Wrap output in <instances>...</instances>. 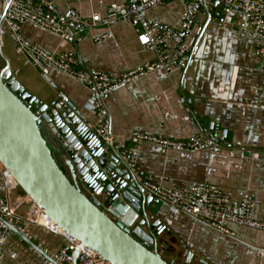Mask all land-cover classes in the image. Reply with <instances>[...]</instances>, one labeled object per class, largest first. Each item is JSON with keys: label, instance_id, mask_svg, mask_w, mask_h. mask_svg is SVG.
Returning a JSON list of instances; mask_svg holds the SVG:
<instances>
[{"label": "crops", "instance_id": "obj_1", "mask_svg": "<svg viewBox=\"0 0 264 264\" xmlns=\"http://www.w3.org/2000/svg\"><path fill=\"white\" fill-rule=\"evenodd\" d=\"M50 1L60 13L76 11L84 21L99 15L109 24L81 32L73 28L82 40H71L64 46L57 36L32 24L24 25L22 35L49 54L74 53L82 66L112 76L157 60L155 52L139 43V30L109 11L114 4L128 0ZM183 13V3L173 1L149 10L146 17L174 27ZM244 20L241 11L217 2L207 5L187 40L192 60L186 70L156 72L110 93L106 102L113 119L112 147L96 134L91 90L56 70L43 74L25 55L17 53L15 36L10 32L0 47V71L7 64L16 80L43 104L50 105L57 97L65 96L86 117L84 132L99 140L108 154L113 150L119 156L118 149L133 148L136 133L173 141H188L203 134L216 136L219 145L214 151L165 153L152 144H141L137 148L139 166L164 186H218L231 195L233 205L249 194L261 201L254 216L264 222V59L259 55L263 44L240 34ZM255 101L259 102L257 106L253 105ZM46 135L62 167L71 174L67 151L49 129ZM5 171L0 163V198L24 202L19 213L25 238L16 233L7 238L3 264H42L33 249L57 253L69 241L64 235L30 222L32 203L21 189L8 191ZM106 198L104 194L101 199ZM151 211L150 223L159 226L161 232L153 234L150 225L145 229L156 238L155 249L172 264H264V232L228 224L235 234L228 236L155 199ZM10 253L16 257L11 258Z\"/></svg>", "mask_w": 264, "mask_h": 264}, {"label": "built area", "instance_id": "obj_2", "mask_svg": "<svg viewBox=\"0 0 264 264\" xmlns=\"http://www.w3.org/2000/svg\"><path fill=\"white\" fill-rule=\"evenodd\" d=\"M173 1H181L184 5L183 16L176 26L171 27L159 20H149L146 17L149 10ZM214 2H219L229 9L241 11L245 15L240 34L263 44L259 49V55L264 59V0H128L125 4H114L109 11L118 19L129 21L137 28L139 43L157 55L155 62L146 63L119 76L82 66L79 57L74 53L51 55L22 35L24 25L32 24L57 36L64 46L71 40L81 42L82 38L73 32V28L81 32L85 28L109 24V21L102 19L99 15L84 21L76 11L60 13L50 0H0V47L4 44L6 34L10 32L15 36L17 53L25 55L43 74L47 75L51 70H56L90 89L97 118L96 134L107 147H112L114 145L113 119L106 102L108 95L156 72L171 74L176 69L186 70L192 60V50L187 40L191 37L197 19L204 8ZM261 97L264 100V83L261 88ZM258 104V101L253 102L255 106ZM217 139L214 135L203 134L188 141H173L136 133L132 138L134 147L118 149L117 153L133 181H136L155 200L173 206L228 236H235L228 228V224L264 232V222L257 221L254 216L255 209L261 205V201L251 195H243L240 202L233 205L231 195L218 186L204 183L188 188L164 186L157 184L154 178L146 174L139 166L137 148L141 144H152L165 153L214 151L219 145ZM4 177L9 192L20 189L16 181L14 185L9 183L10 173L7 170L4 172ZM23 203L19 201L13 203L8 198H0V264L4 263V244L7 238L16 232L25 235L19 213ZM32 206L33 212L29 217L31 223L42 225L53 233L64 235L69 241V244L57 253L33 249V252L42 258V264H75L76 253H79L76 264H111L95 250L68 236L53 223L49 224L48 218L42 211H40L41 216L46 223L40 224L39 212L34 214L37 207L33 204ZM105 211L108 212V209L105 208ZM10 256L15 258L16 254L10 253Z\"/></svg>", "mask_w": 264, "mask_h": 264}, {"label": "water", "instance_id": "obj_3", "mask_svg": "<svg viewBox=\"0 0 264 264\" xmlns=\"http://www.w3.org/2000/svg\"><path fill=\"white\" fill-rule=\"evenodd\" d=\"M84 122L86 117L65 96L43 104L7 64L0 71V163L28 200L111 264H172L145 229L150 225L153 234L161 232L150 223L153 197L132 181L113 150L106 153L99 140L84 132ZM46 129L67 151L71 174L57 159Z\"/></svg>", "mask_w": 264, "mask_h": 264}, {"label": "bare ground", "instance_id": "obj_4", "mask_svg": "<svg viewBox=\"0 0 264 264\" xmlns=\"http://www.w3.org/2000/svg\"><path fill=\"white\" fill-rule=\"evenodd\" d=\"M15 181H16L15 178L10 174V177H9V183L12 184V185H14ZM16 182H17V181H16ZM40 211H42V210H40L39 208H37L34 214H36V213L39 212V223L42 224V219H43V217L41 216V212H40ZM52 223H53L54 225H56L54 222H52V221L49 219V224L52 225ZM55 227H59V226L56 225ZM59 228H60V227H59ZM60 229H61V228H60ZM214 230H216V229H214ZM216 231H218V230H216ZM218 232H220V231H218Z\"/></svg>", "mask_w": 264, "mask_h": 264}, {"label": "rangeland", "instance_id": "obj_5", "mask_svg": "<svg viewBox=\"0 0 264 264\" xmlns=\"http://www.w3.org/2000/svg\"><path fill=\"white\" fill-rule=\"evenodd\" d=\"M31 205V204H30ZM26 206V205H25ZM32 206V205H31ZM21 210V209H20ZM20 210H19V212H20Z\"/></svg>", "mask_w": 264, "mask_h": 264}]
</instances>
